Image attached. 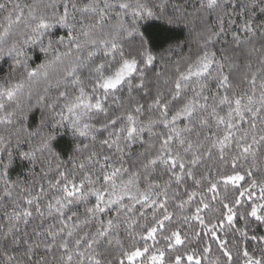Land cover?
Wrapping results in <instances>:
<instances>
[{"label":"snow or ice","instance_id":"obj_1","mask_svg":"<svg viewBox=\"0 0 264 264\" xmlns=\"http://www.w3.org/2000/svg\"><path fill=\"white\" fill-rule=\"evenodd\" d=\"M6 58L0 264H264V0H0Z\"/></svg>","mask_w":264,"mask_h":264},{"label":"trees","instance_id":"obj_2","mask_svg":"<svg viewBox=\"0 0 264 264\" xmlns=\"http://www.w3.org/2000/svg\"><path fill=\"white\" fill-rule=\"evenodd\" d=\"M176 2H179V0H176ZM157 32L159 33L161 41H163L165 38H171L174 40H178L181 42H189L192 43L193 38L189 36L188 30L183 29L182 27L178 28H168L164 25H156ZM167 45L165 44V47ZM194 47V43L192 44ZM188 49V43L185 44V52ZM31 51V50H30ZM34 62H39L40 59H42V54L39 53L38 49L34 50ZM8 71V61L7 58L4 61H0V76H3ZM42 83H37L34 85L35 88L39 89L42 88ZM29 122L32 125H36L39 123L40 119V111L37 109H33V111L29 114ZM54 146L57 148L58 151L62 153V155H67L70 153L72 148V138L69 134L61 135L57 137V140L54 142ZM0 158H6L5 154H0ZM30 163L26 160H23L19 156L14 157L13 165L9 169V175L10 178L16 179L17 177L21 179L27 178V169L30 167Z\"/></svg>","mask_w":264,"mask_h":264}]
</instances>
